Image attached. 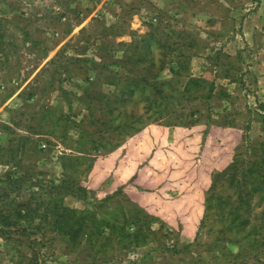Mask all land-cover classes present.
I'll list each match as a JSON object with an SVG mask.
<instances>
[{"label":"rangeland","instance_id":"obj_1","mask_svg":"<svg viewBox=\"0 0 264 264\" xmlns=\"http://www.w3.org/2000/svg\"><path fill=\"white\" fill-rule=\"evenodd\" d=\"M0 264H264V0H0Z\"/></svg>","mask_w":264,"mask_h":264},{"label":"trees","instance_id":"obj_2","mask_svg":"<svg viewBox=\"0 0 264 264\" xmlns=\"http://www.w3.org/2000/svg\"><path fill=\"white\" fill-rule=\"evenodd\" d=\"M192 80H193V79H191V80H190V81H191V83H193V82H192ZM158 92L160 93V91H159V90H158L156 93L158 94ZM163 100H165V99H163ZM153 102H155V100H154Z\"/></svg>","mask_w":264,"mask_h":264}]
</instances>
